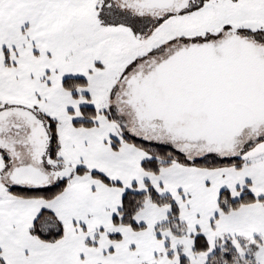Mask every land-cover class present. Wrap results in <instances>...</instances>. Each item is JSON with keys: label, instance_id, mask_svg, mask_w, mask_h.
<instances>
[{"label": "snow or ice", "instance_id": "snow-or-ice-1", "mask_svg": "<svg viewBox=\"0 0 264 264\" xmlns=\"http://www.w3.org/2000/svg\"><path fill=\"white\" fill-rule=\"evenodd\" d=\"M0 264H264V0H0Z\"/></svg>", "mask_w": 264, "mask_h": 264}]
</instances>
